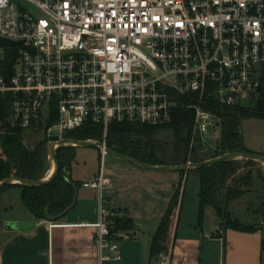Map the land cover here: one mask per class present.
I'll return each instance as SVG.
<instances>
[{"label": "built area", "instance_id": "built-area-1", "mask_svg": "<svg viewBox=\"0 0 264 264\" xmlns=\"http://www.w3.org/2000/svg\"><path fill=\"white\" fill-rule=\"evenodd\" d=\"M0 38L15 44L0 46V129L42 131L48 146L53 130L103 126L98 173L83 181L97 190L98 220L81 224L95 230L99 264L121 260L133 238L104 196L110 122L164 126L184 109L190 155L215 152L225 113L264 94V0H0Z\"/></svg>", "mask_w": 264, "mask_h": 264}, {"label": "crops", "instance_id": "crops-1", "mask_svg": "<svg viewBox=\"0 0 264 264\" xmlns=\"http://www.w3.org/2000/svg\"><path fill=\"white\" fill-rule=\"evenodd\" d=\"M202 149L199 155L206 156L209 152ZM114 161V166L106 169L111 183L104 190L105 201L107 207L132 219L134 228L128 230L132 232L134 242L141 245L147 232L153 239L161 218L182 182V206L176 212L167 251L171 264H264V223L250 232L224 228L213 206L206 207L204 219L200 221L199 178V185L194 186L196 199L193 194L184 214L188 170L183 175L179 170L151 169L119 158ZM97 173L91 171L82 176L74 167L72 170L73 178L82 181ZM12 189L21 196V188ZM1 196L0 213L4 211L1 217L4 227L0 230V264H99L94 243L95 230L81 225L98 220L97 190L84 186L79 188L75 208L54 226H51V222L55 220H37L27 208L28 211L17 215H5L9 214L12 205L9 196ZM235 200L229 203V210ZM235 203L236 209L239 204ZM216 217L221 219L218 226L215 225ZM9 220H35L36 224L28 230H9L5 227ZM122 243V264H151L159 257H152L150 251L149 259L147 256L139 258L131 245L123 243L122 246Z\"/></svg>", "mask_w": 264, "mask_h": 264}, {"label": "trees", "instance_id": "trees-1", "mask_svg": "<svg viewBox=\"0 0 264 264\" xmlns=\"http://www.w3.org/2000/svg\"><path fill=\"white\" fill-rule=\"evenodd\" d=\"M15 46L14 43L0 38V46ZM16 58V50L7 52V66H12ZM226 121L223 125V136L218 150L209 156H200L191 151L192 113L180 110L176 113L173 122L164 126H153L139 122L116 121L110 122L107 145L117 152L130 155L143 162L152 164H183L188 160L203 161L227 151L255 152L249 150L241 141L240 127L243 120L250 117L264 119V94L252 106L236 108L225 113ZM168 128L174 133V149L168 159L157 155L155 135L158 130ZM66 137L78 140L103 138V126L94 122H87L83 126L70 130ZM27 140L25 131L20 128L0 129V181L15 175L23 179L37 180L45 176L48 160L47 139L24 145ZM76 147L62 145L57 149V159L60 165L59 173L49 183L42 186H30L22 183H11L0 188L3 191L19 187L21 199L25 207L37 220H61L66 215L61 214L72 203L75 196V186L81 188L83 181L73 178V162L76 156ZM241 160H225L208 166L190 169L187 173H194L200 180V221L204 219L207 206H213L222 219L224 228H234L241 231H255L261 227L249 226L232 218L229 203L243 195L245 190L238 186V182L251 185L252 176L249 173L240 180L236 179L238 166ZM245 166H254L255 160H242ZM185 175L186 170H181ZM234 179V180H233ZM233 180V182H231ZM73 182V183H72ZM231 182V183H230ZM183 200L182 182L176 189L169 206L159 222V226L151 243V256L158 257L169 250L172 234V225L178 209H181ZM75 208V207H74ZM73 208V209H74ZM71 211V210H70ZM61 216V217H60ZM115 227L133 229L132 219L119 217L115 220Z\"/></svg>", "mask_w": 264, "mask_h": 264}, {"label": "rangeland", "instance_id": "rangeland-1", "mask_svg": "<svg viewBox=\"0 0 264 264\" xmlns=\"http://www.w3.org/2000/svg\"><path fill=\"white\" fill-rule=\"evenodd\" d=\"M241 141L243 144L251 151H255L256 153H260L264 155V119L258 117H250L243 120L241 127ZM27 140L31 143L36 141L43 140L45 138V133L42 131H32L27 130L25 132ZM156 149L157 155L160 158L168 159L170 155H172V151L174 149V133L171 129L163 128L157 131L156 135ZM202 144L197 145L196 153L199 155L200 148ZM208 151L209 153L206 156L213 154V149L203 147L202 151ZM76 156L73 162L74 169L85 176L89 174L91 171H98L100 166V150L95 146H77L76 147ZM217 151V150H216ZM215 151V152H216ZM205 157V155H204ZM115 156L108 153L105 158V167L108 169L109 167L114 166ZM238 166V172L234 177L240 180L243 177H246L249 173L251 174L253 180L251 185H245L243 183L238 182V186L241 189L245 190L243 195L236 198L235 202H238V206H236L235 202H233L230 206L231 216L234 219H237L239 222L243 224H247L249 226H258L260 223H264V165L257 162L254 166H245L243 161ZM54 169V163L49 162L47 164V170L45 173L46 177L48 175L49 170ZM234 180V179H233ZM231 180V182H233ZM230 182V183H231ZM195 184L199 185V180L196 174L190 173L188 176V181L185 183L186 192H184V206L185 211L184 214L187 213V209L189 208V203L192 195L196 199V193L194 192ZM8 192V193H7ZM251 193L250 195H247ZM7 194V195H5ZM9 194V195H8ZM2 195V196H1ZM1 197L9 196L10 204L12 205L11 210L8 212L9 214L5 215H17L21 212L28 211L21 199L20 193L15 189H7L1 193ZM234 200V199H233ZM232 201V200H231ZM230 201V202H231ZM229 207V205H228ZM4 211L0 213V230L4 227L3 221L1 217H3ZM124 216V215H123ZM122 216V217H123ZM125 217V216H124ZM126 218V217H125ZM221 224V219L216 217L215 225L218 226ZM152 238L149 237L148 232L146 236L142 238L141 245L137 244V241L134 242L132 240H124L122 241L124 244H129L136 252L138 257L147 256L150 258L151 251V243ZM122 243V246H123ZM106 254L113 256V253L110 251H106ZM124 256V255H123ZM122 260H115L113 258L104 260L102 264H122Z\"/></svg>", "mask_w": 264, "mask_h": 264}, {"label": "water", "instance_id": "water-1", "mask_svg": "<svg viewBox=\"0 0 264 264\" xmlns=\"http://www.w3.org/2000/svg\"><path fill=\"white\" fill-rule=\"evenodd\" d=\"M58 130H53L51 132V137L50 139L52 142L48 144V151L52 156L53 163H54V169L51 175L43 177L41 179L37 180H28V179H23L18 176L12 175L9 176L2 181H0V188L11 184V183H22L30 186H42L47 183H49L52 179L56 177V175L59 173L60 170V165L57 159V149L61 145H73V146H95V147H102L103 142L100 140H78L75 138H69V137H64L62 139H59V134ZM216 142L219 144V139L216 140ZM24 145L29 147V142L27 140H24ZM108 153L112 154L116 158H119L121 160L133 162L135 164L151 168V169H160V170H190L194 169L200 166H208L212 165L221 161L225 160H248L252 159L255 160L256 162L261 163V165H264V155L256 152H243V151H227L223 154H220L215 157H211L208 159H205L203 161L199 162H191V163H183V164H152V163H147L143 162L135 157H132L127 154H123L120 152H117L116 150H113L111 148H108ZM73 183V182H72ZM78 195H79V188L75 186V196L72 201V203L66 208V210L61 214V216L66 215L70 210H72L78 201ZM60 216V217H61ZM36 221L35 220H23V221H17V220H9L5 223L6 229L9 230H16V229H22V230H28L35 226Z\"/></svg>", "mask_w": 264, "mask_h": 264}, {"label": "bare ground", "instance_id": "bare-ground-1", "mask_svg": "<svg viewBox=\"0 0 264 264\" xmlns=\"http://www.w3.org/2000/svg\"><path fill=\"white\" fill-rule=\"evenodd\" d=\"M52 172H53V168H51V169L49 170V172H48V175H47V176L51 175V174H52Z\"/></svg>", "mask_w": 264, "mask_h": 264}]
</instances>
